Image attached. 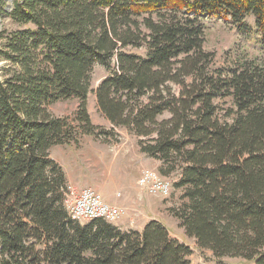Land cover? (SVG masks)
Masks as SVG:
<instances>
[{"label":"trees","instance_id":"obj_1","mask_svg":"<svg viewBox=\"0 0 264 264\" xmlns=\"http://www.w3.org/2000/svg\"><path fill=\"white\" fill-rule=\"evenodd\" d=\"M204 15L255 29L264 46V0L15 1L17 26L0 33V264H195L158 219L123 230L65 208L51 148L98 133L96 64L110 71L95 90L102 114L163 161L160 173L180 168L184 201L170 210L185 233L217 258L264 264V63L209 74ZM143 45L145 55L128 50ZM221 95L232 97L231 120L218 116ZM72 97L74 119L50 112Z\"/></svg>","mask_w":264,"mask_h":264},{"label":"rangeland","instance_id":"obj_2","mask_svg":"<svg viewBox=\"0 0 264 264\" xmlns=\"http://www.w3.org/2000/svg\"><path fill=\"white\" fill-rule=\"evenodd\" d=\"M15 1L0 0V33L17 26L10 16ZM248 20L254 24L252 19ZM202 22L205 25L203 50L211 57L208 65L209 74L218 77L242 62L264 63V46L260 42L261 36L255 29L250 33H242L230 18L224 16L204 15ZM128 50L141 55L146 54L145 45L136 48L129 47ZM109 73L110 71L101 64H96L92 72L88 109L93 123L97 125L98 133L93 135L81 133L77 140L69 144L57 145L54 148L57 160L66 168V172L72 173L73 179L71 181L67 179V183L78 187H95L104 198L106 197L104 194L117 195V192L120 193V197L124 194L128 195L130 204L133 203L138 208L135 214H132L134 223H130L131 218L128 217L125 220L126 226L130 225L128 230L137 229V226L144 221L157 217L168 227L173 237L177 239L176 236L184 237L178 218L170 210L172 207L181 206L184 201L181 196L183 189L175 186L181 170L175 168L169 175L161 173L172 184L171 194L168 197L151 194L140 187L138 178L142 169L159 170L163 161L142 152L137 135L124 127L114 128L99 110L95 90L100 81ZM174 88L176 90L177 86L174 85ZM215 101L219 118L222 121L231 120L233 116L230 113L234 107L232 97L221 95ZM78 106L79 100L72 97L53 103L49 106V110L53 115L69 116L74 119ZM171 161L172 163L166 164L167 167L173 164L174 160ZM79 221L84 223L88 220L80 219ZM184 238L188 243L179 240L192 247L191 259L195 264H253V261L238 256L217 258L211 250L200 249L194 237L187 235Z\"/></svg>","mask_w":264,"mask_h":264},{"label":"built area","instance_id":"obj_3","mask_svg":"<svg viewBox=\"0 0 264 264\" xmlns=\"http://www.w3.org/2000/svg\"><path fill=\"white\" fill-rule=\"evenodd\" d=\"M138 184L143 190L163 197H168L172 190L171 182L153 168L142 169ZM64 205L70 217L78 221L98 218L115 223L127 213L126 207L108 202L97 188L72 183H66Z\"/></svg>","mask_w":264,"mask_h":264},{"label":"crops","instance_id":"obj_4","mask_svg":"<svg viewBox=\"0 0 264 264\" xmlns=\"http://www.w3.org/2000/svg\"><path fill=\"white\" fill-rule=\"evenodd\" d=\"M57 145H55V146H53L52 148H51V155L53 156V158H55L56 160H57V157H56V155L54 154V148L56 147ZM58 161V160H57ZM59 162V161H58ZM60 163V162H59ZM61 164V163H60ZM62 165V164H61ZM63 166V165H62ZM65 167L63 166V169H64ZM64 171H65V174H66V178L68 179V180H70L71 181V179H73V176H72V173H68V172H66L67 170H66V168L64 169ZM106 197V200L108 201V202H110V203H112V204H117V205H122V206H124V207H126V209H127V213H126V215H124L118 222H115L114 224H116V225H118L121 229H123V230H128L129 229V226L130 225H128V227L126 226V222H125V220L127 219V217L128 218H131L130 219V223H134V218H133V215L132 214H135V212H136V210L138 209L137 208V205H135V204H130V198H129V196L127 195H125L124 194V196L123 197H120V195H118V192H117V195L116 194H113V195H106V194H104ZM130 215L132 216V217H130ZM154 219H158V220H161L160 218H157V217H153ZM152 218V219H153ZM149 220H146V221H144L140 226H137V229L138 230H141L142 228H143V226L146 224V222H148ZM163 222V221H162ZM122 225H125V226H122ZM181 232H182V234L184 235V237L185 236H187L186 234H185V230L183 229V228H181ZM176 237H178V239H180V240H182V241H184V242H187V240L184 238V237H181V236H176ZM188 243V242H187Z\"/></svg>","mask_w":264,"mask_h":264}]
</instances>
